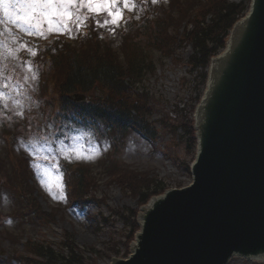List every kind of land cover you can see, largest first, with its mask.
I'll return each mask as SVG.
<instances>
[{"label": "rangeland", "instance_id": "obj_1", "mask_svg": "<svg viewBox=\"0 0 264 264\" xmlns=\"http://www.w3.org/2000/svg\"><path fill=\"white\" fill-rule=\"evenodd\" d=\"M193 1L181 0L187 13H179L178 0L156 3L130 0L127 9L122 3L118 5L122 9L118 25L103 26V32H99L101 43L112 46L127 68L140 54L150 64L148 73L129 87L141 100L145 129L154 138L148 141L141 134L129 131L117 135V145L111 136L101 132L100 126H80L69 118L68 112H61L56 92L43 75L42 57L50 47L48 43L59 37L62 42L76 37L89 19L80 28L73 24L72 30L63 34L49 32L45 23L42 26L45 36L29 35L17 19L21 13L11 5H0L1 264L23 257L41 262L34 257L33 250L44 252L45 247L54 258L65 248L67 236L73 237L74 244L80 248L81 264H109L113 257H124L129 243L132 246L135 242L134 231L138 229L135 216L143 213L147 203L166 190L184 188L191 182L189 167L196 152L188 141L191 137L188 124L194 119L192 108L205 86L200 83V70H192L187 64L193 53L190 44L175 43L195 18L191 15L197 12L191 4ZM160 6L172 8L171 12L163 16L156 9ZM153 10L161 12L162 15L158 13L161 18L155 20ZM247 10L239 21L246 17ZM88 15L95 19V25L97 21L103 24L105 18L111 19L106 13ZM158 30L159 34H166L153 42L154 32ZM80 37L81 34L77 36ZM70 45L79 51L78 46ZM133 50L138 51L135 57L131 56ZM50 55L56 56V50ZM85 93L91 98L99 96L100 90L97 86ZM108 151L112 157L108 159L113 162L98 166L97 162ZM77 152L93 158H77ZM21 159L28 163L23 165V171L17 168L19 163H25ZM75 164L87 168L81 175L89 184L82 194L84 203L76 207L71 205L63 177L64 168ZM29 175L33 184L28 182V188L43 215L23 213L26 210L23 198L13 192L21 185L17 179L24 177L27 181ZM140 177H144L143 181ZM42 180L52 188L51 194ZM154 188L156 193L148 197ZM50 213L54 214L53 218L49 217ZM11 263L17 264L14 260ZM228 264H264V260L236 256Z\"/></svg>", "mask_w": 264, "mask_h": 264}, {"label": "water", "instance_id": "obj_2", "mask_svg": "<svg viewBox=\"0 0 264 264\" xmlns=\"http://www.w3.org/2000/svg\"><path fill=\"white\" fill-rule=\"evenodd\" d=\"M250 4L225 51L211 59L194 117L192 182L142 209L129 257L111 264L264 260V0ZM199 193L205 199L197 203Z\"/></svg>", "mask_w": 264, "mask_h": 264}, {"label": "trees", "instance_id": "obj_3", "mask_svg": "<svg viewBox=\"0 0 264 264\" xmlns=\"http://www.w3.org/2000/svg\"><path fill=\"white\" fill-rule=\"evenodd\" d=\"M191 4L197 8V12L191 14L195 18L191 19L188 16L191 19L189 21L190 28L181 32L179 35L181 39H177L175 44L178 45L180 42L190 44L193 53L187 62L193 70H200V83L204 85L209 60L224 48L229 30L236 20L246 12L248 0L240 3H232L229 0H194ZM176 6L179 13L183 11L187 13V9H185L181 0H178ZM92 21L90 30H87L90 33L89 35H82L81 33L85 32L80 31V33H76V37H69L63 43L59 40L57 43L60 46L57 49L59 63L54 64L53 68L55 76L57 73L61 75L62 80L59 82L61 93L92 91L98 86L102 93L106 92L107 97L104 98L105 102L103 104L98 103L90 106L92 109L86 111L89 117H96L108 123L116 132L121 127L139 131L142 128L145 129L143 121L144 108L140 98L129 86L138 82L140 78L148 73L149 62L146 63V60L140 55L137 59L133 58L130 63L131 66L127 68L121 62L122 57L112 51V46L101 43L102 35L99 32L102 33L103 28L97 24L95 25ZM80 34L81 37L78 39L77 36ZM165 34H159L158 30L155 37L158 39L159 36ZM70 44L78 46L79 51ZM135 55L131 56L135 57ZM83 106L77 108L83 110L86 107ZM188 128L191 130V137H188V141L191 146H194V132L191 129V122H189ZM83 169L81 167L76 169V176H79L81 182L71 184L72 193L77 197L82 196L83 191L86 192L84 187L88 189L89 186L88 181L84 179V175H81V172H84ZM73 175L75 176V174ZM143 178L140 177V180L143 181ZM17 180L21 182V185L18 190H14L15 193L25 198L29 196L27 201L30 204L27 206L28 212L40 215V207L32 198L28 181H24V177ZM24 185H26L25 189L23 188ZM148 190L150 188L146 189L144 195ZM155 193L156 188L147 196L150 197ZM144 201H141V203H144ZM49 217L52 218V215L50 214ZM64 247L62 251H59L60 255H56L54 258L51 250L46 247L44 252L34 249L33 253L41 262L23 258L19 260L18 264H52L53 261L55 264L82 263L80 248L74 244L73 237H65Z\"/></svg>", "mask_w": 264, "mask_h": 264}, {"label": "snow or ice", "instance_id": "obj_4", "mask_svg": "<svg viewBox=\"0 0 264 264\" xmlns=\"http://www.w3.org/2000/svg\"><path fill=\"white\" fill-rule=\"evenodd\" d=\"M156 2L157 0H152V3ZM121 3L125 9L130 7V0H0V5H11L21 13L17 19L21 21V26L29 35L39 36H45L42 27L45 23L49 32L56 31L61 34L70 32L73 24L80 28L89 19L88 14L106 13L107 17L111 18H105L103 24L97 21L101 27L109 24L118 25L122 18V9L118 6ZM131 6L134 7V4ZM84 9L87 11H82ZM76 155L77 158H93L92 155H83L80 152ZM41 182L51 194L52 188L43 180Z\"/></svg>", "mask_w": 264, "mask_h": 264}, {"label": "bare ground", "instance_id": "obj_5", "mask_svg": "<svg viewBox=\"0 0 264 264\" xmlns=\"http://www.w3.org/2000/svg\"><path fill=\"white\" fill-rule=\"evenodd\" d=\"M243 20V19H242ZM228 36V35H227ZM207 82H209V79H208V81ZM197 155V154H196ZM196 155H195V158H194V160L192 161V164H191V166L194 164L193 162L195 161V159H196ZM199 197H198V199L196 200V202L197 203H200L202 200H204L205 199V195L204 194H200L199 193V195H198Z\"/></svg>", "mask_w": 264, "mask_h": 264}]
</instances>
